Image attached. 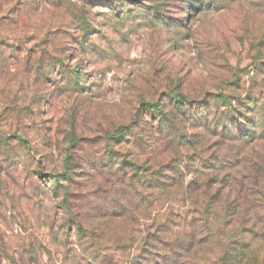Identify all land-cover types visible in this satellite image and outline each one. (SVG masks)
Here are the masks:
<instances>
[{
    "label": "rangeland",
    "instance_id": "374dc122",
    "mask_svg": "<svg viewBox=\"0 0 264 264\" xmlns=\"http://www.w3.org/2000/svg\"><path fill=\"white\" fill-rule=\"evenodd\" d=\"M215 95H228L248 117L254 114L243 108L252 96L255 107H263L264 0H0V264H264V236L253 234L255 224L244 235L234 232L238 222L231 220L219 231L208 222L207 235L175 229L166 235L164 252L155 242L140 254L106 243L97 249L96 263L81 259L90 244L83 250L75 229L66 230L70 219L111 221L122 223L116 234L122 238L144 237L138 225L152 216L142 210L120 217L119 195L139 188V177L151 180L143 189L168 184L169 175L186 187L210 159L211 145L225 163V156H234L231 173L239 186L264 193V139L212 135L198 145L206 152H190L188 160L173 153L183 143L180 136L149 132L158 126L148 112L153 106L168 116L174 99L191 103L193 113L208 101L212 110L222 106L208 100ZM194 125L180 122L182 137L202 133ZM119 128L130 129L129 140L108 145ZM136 154L146 167L155 159L161 163L162 175L140 171L130 180V169L117 163ZM108 156L115 159L112 167ZM180 156L181 173L173 175ZM225 163L206 166L223 169ZM191 235L208 239L176 250Z\"/></svg>",
    "mask_w": 264,
    "mask_h": 264
},
{
    "label": "trees",
    "instance_id": "16d2710c",
    "mask_svg": "<svg viewBox=\"0 0 264 264\" xmlns=\"http://www.w3.org/2000/svg\"><path fill=\"white\" fill-rule=\"evenodd\" d=\"M209 99L220 102L222 106L216 105L211 110L210 107H205L209 105L208 101L205 105L201 103V107L203 106L204 108L203 110L201 108L198 112L193 113L194 108L191 103L181 99H174L173 110L171 113L168 112L169 116L163 110L153 106L154 109H149L148 112L151 117L155 118V122L158 121V126L154 128L153 125H151L149 127V132L152 133L156 131L160 137L172 136L177 138L180 136V143H183L181 145H176V150H173V153L181 152V155L184 157L187 156L188 160H190V157H188L190 152L191 154L193 152L198 155L206 152V150L201 149L198 145L206 143L207 138L211 139L212 135L225 136L229 141L236 142L239 141L240 138L245 139L247 136L251 138L257 137L255 140L264 139V105L262 108L255 107L257 105L255 96H252L250 103H248L249 105L243 108L254 114L253 117H248L246 114L237 111L236 107L232 105V98L228 95H215L208 97V100ZM211 111L212 113H210ZM191 120L195 122L194 127L203 129L202 133H189L182 137L184 133L181 128H179V123H188L191 122ZM129 130L130 129H128V131ZM128 131L126 128H119L114 136L110 135L107 138L108 145L117 138H121V142L128 141L129 139L126 138L128 136ZM191 137L195 138L197 142L191 141ZM17 140L20 144L27 146L25 140L21 138H17ZM178 146H185V149L179 151L180 149H178ZM153 150L155 154L162 155L161 148L156 147L153 148ZM208 151L211 152V155L208 157L210 159H204L202 161L201 168L203 170H197L195 172V179L186 187L180 181L176 180L174 176L169 175L166 179L168 184L159 183L155 184L153 189H143L151 184V180L146 183L141 181L142 177H139L136 183L139 185V188H135L132 194L123 192L119 195V204L122 206L124 212L117 213L120 214V217L133 216L142 210H147L146 213L152 216L151 222L148 224L144 223L141 225L139 223L138 225V223L135 222L138 227L143 226V232H141V230L140 232L144 233V237L137 239L129 235L127 238H122L121 235H116L119 234V227H121L122 223L119 225V223L112 224L111 221H106L104 225H98L88 219H83L82 221H73L70 219L66 223V230L71 231L75 229V237L79 244L81 243V248L85 250L84 248H86V245L90 244L88 249L92 250L85 253L83 252L85 257L81 255V259L87 260L89 263H96V256L99 258L97 249L99 250L100 246L106 243H109V246L115 249L121 248V244H123V246H126L124 249L131 250L133 248L138 254L143 250H151L150 248L152 246L154 249L155 243H159L162 246L161 251L164 252L163 250H165L166 247L169 248L166 235L173 232L172 230L180 229L197 236H199L200 233L207 235L212 232L211 229L207 227L210 221L216 223L218 226L215 231H219L221 227L231 224L229 220H231V222L236 221L238 223L233 225L234 232L241 235L247 232L248 229L246 227L249 224H255L259 226V229L255 227L250 228L253 230V234L256 235L261 231L262 236H264V219L262 218L264 217V193L257 190H250L245 188L244 185H242V187L239 186V182L235 181L231 173L232 168L230 163L234 159L231 153L229 157H224L226 159L225 163L216 154L214 145H211ZM175 155L177 156V154ZM184 157L180 156V161L174 163L171 168V172L175 173L173 175L181 173L180 162H182ZM114 160L113 157L108 156L106 165L108 167L114 166ZM210 160H219L225 163V167L223 169H217L213 165L206 166V163ZM147 163L149 166L146 167L147 164L143 160H140L139 155L136 154L129 163H127L126 159H122L118 161L117 164L122 168L128 167L130 169V180L136 177L140 171L150 175H162L164 167H162L161 163L156 161V159L153 163ZM68 168V165H65L62 172V177L63 179L65 178V182L68 181L70 174ZM255 179L252 182V186L256 185L255 182L258 183ZM125 183L126 178L124 179V177H121L119 184L126 187ZM236 185L239 187H236ZM147 190L153 191L148 193ZM67 193L68 189L65 187L64 203L68 206ZM67 206H62L63 214L65 215H68L70 212L67 210ZM162 210L163 213H161ZM113 216L114 215H112V217ZM246 216H254L256 219H260V222L243 221ZM172 217L177 220L175 225H173L174 221ZM103 226L106 228H103ZM113 227L114 233L110 235ZM98 231L101 232V236L95 235ZM151 231L154 234L152 239L148 235ZM105 232H107V235ZM179 232L181 231L177 233ZM207 239L208 238L205 237L199 241L191 235L187 243H185V246H182L183 243H179L176 250L187 251L192 248L194 242L202 243L206 242ZM151 242H155L154 245H152ZM136 257H139V255Z\"/></svg>",
    "mask_w": 264,
    "mask_h": 264
}]
</instances>
